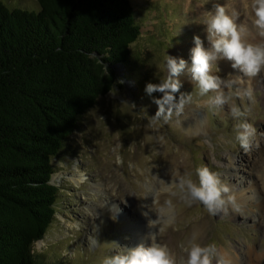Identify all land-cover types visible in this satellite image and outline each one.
I'll list each match as a JSON object with an SVG mask.
<instances>
[{
    "label": "rangeland",
    "instance_id": "1",
    "mask_svg": "<svg viewBox=\"0 0 264 264\" xmlns=\"http://www.w3.org/2000/svg\"><path fill=\"white\" fill-rule=\"evenodd\" d=\"M2 1L10 8L39 10L36 0ZM130 1L141 35L131 46L128 66L118 69V83L80 116L79 129L52 160V182L60 188L56 220L34 242V254L41 264H101L117 250L148 242V217L142 214L148 211L151 219L159 216L152 229L158 242L177 258L186 259L184 248L195 238L216 244L235 264H264V72L244 77L231 61H218L217 74L233 82L225 89L231 100L219 107L209 103L216 93L201 95L186 69L180 92L191 101L166 122L153 120L158 108L153 98L162 93L145 91L147 83L166 77L167 55L191 66L195 35L210 47L203 21L217 3L239 14L237 22L248 25L250 40L264 42L253 23L251 0ZM232 105L244 115L233 118ZM241 122L255 128L247 148L236 139ZM205 166L229 186L238 211L214 216L199 202L187 205L178 189L173 188L175 196L162 190L187 172L198 179L196 169ZM169 199L171 209L165 204Z\"/></svg>",
    "mask_w": 264,
    "mask_h": 264
},
{
    "label": "trees",
    "instance_id": "2",
    "mask_svg": "<svg viewBox=\"0 0 264 264\" xmlns=\"http://www.w3.org/2000/svg\"><path fill=\"white\" fill-rule=\"evenodd\" d=\"M0 0V264H41L56 220L53 159L113 90L141 24L130 0Z\"/></svg>",
    "mask_w": 264,
    "mask_h": 264
},
{
    "label": "clouds",
    "instance_id": "3",
    "mask_svg": "<svg viewBox=\"0 0 264 264\" xmlns=\"http://www.w3.org/2000/svg\"><path fill=\"white\" fill-rule=\"evenodd\" d=\"M251 8L254 13L253 23L264 35V0H251ZM207 40L210 47L204 46V40L199 36L193 37L195 46L191 49V66L183 58L171 55L166 56L167 75L160 79L159 83H147L145 91L148 95L155 92L162 93L159 98L154 97V103L158 106L153 115V120L161 118L166 122L173 113L180 115L187 103L191 101V95L180 92L182 82L180 75L187 71L196 82L201 95L215 92L210 97L209 103L223 107L231 100L232 93L225 92L231 89L232 83L222 78L219 74L218 61H231L233 69H237L244 77H255L264 72V42H254L249 39L250 30L247 24L238 23L239 14L233 10L231 13L224 4H215L214 10L205 13ZM242 83L243 80L241 79ZM176 93H180L177 99ZM251 96V89L244 92ZM233 118H240L244 113L235 105L231 106ZM236 139L241 147L247 148L250 138L255 133L252 124L241 122L236 126ZM194 179L193 173L187 172L170 183L162 190L170 192L172 196L177 195L173 188L179 190L184 202L191 206L194 202L201 203L212 215L230 214V208L237 210L235 196L231 193L228 185L222 183L220 175L210 170L209 167L196 169ZM166 206L173 207L172 200L165 201ZM149 210H153L151 206ZM142 214L148 217L149 231L145 239L147 243H140L135 247H124L122 251L117 250L114 254L106 256L101 264H232L231 258L222 253L216 244L202 245L195 238L184 248L187 256L177 258L167 244L157 240V232L153 231L159 223L157 219H151L149 212Z\"/></svg>",
    "mask_w": 264,
    "mask_h": 264
},
{
    "label": "bare ground",
    "instance_id": "4",
    "mask_svg": "<svg viewBox=\"0 0 264 264\" xmlns=\"http://www.w3.org/2000/svg\"><path fill=\"white\" fill-rule=\"evenodd\" d=\"M233 165H234V166H237L236 164H233ZM74 180L77 181V182H81V181H82V178H81V177H80V178L77 177V178H74ZM79 180H80V181H79ZM229 257H230L231 260H232V264H235V260H234L235 258H234L232 255H230Z\"/></svg>",
    "mask_w": 264,
    "mask_h": 264
}]
</instances>
